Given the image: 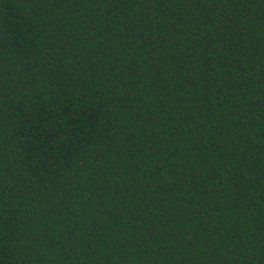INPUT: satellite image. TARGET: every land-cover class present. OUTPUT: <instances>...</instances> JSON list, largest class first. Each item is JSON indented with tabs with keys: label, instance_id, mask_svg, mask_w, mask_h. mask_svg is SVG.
Wrapping results in <instances>:
<instances>
[{
	"label": "trees",
	"instance_id": "trees-1",
	"mask_svg": "<svg viewBox=\"0 0 264 264\" xmlns=\"http://www.w3.org/2000/svg\"><path fill=\"white\" fill-rule=\"evenodd\" d=\"M0 264H264V0H0Z\"/></svg>",
	"mask_w": 264,
	"mask_h": 264
}]
</instances>
